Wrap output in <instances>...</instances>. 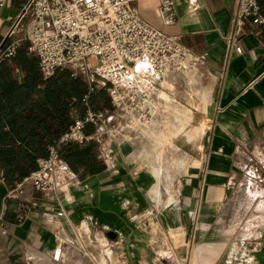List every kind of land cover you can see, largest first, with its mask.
<instances>
[{"label":"crops","instance_id":"obj_1","mask_svg":"<svg viewBox=\"0 0 264 264\" xmlns=\"http://www.w3.org/2000/svg\"><path fill=\"white\" fill-rule=\"evenodd\" d=\"M173 2L176 22L171 27L162 26L158 20L157 0H134L133 7L140 18L178 38L193 55H204L196 68L201 78L209 81L207 117L211 123L205 137L200 139L203 147L199 151L200 163L189 168L185 187L180 188V197L184 194L186 202L190 199L195 203L194 211L190 202L187 207L184 203L187 219L195 220L192 222L195 241L192 248L186 250V264H264V160L258 158L264 152V0H258L263 19L258 34L242 39L239 54L229 52L227 46L235 0ZM22 4V0H9L5 9L0 10V34L7 31L11 17ZM20 38L22 34L17 33L11 37ZM26 46L22 43L19 50ZM73 68L65 71L70 74L76 70L77 73L78 68ZM13 76L22 84L25 72L15 69ZM73 79L83 82V71L78 69L77 78ZM95 98L99 110H109L104 90L96 91ZM82 115L83 110L77 108L71 116L80 118ZM86 131L90 141L79 148L83 159L75 163L73 169L69 167L75 174L74 181L64 197L59 198L61 205L52 204L55 209L64 211L63 217L46 212L43 206L49 201L30 186L14 190V182L20 175L16 169L8 168V179L0 181V264H29L24 256L29 252L41 255L36 264L44 260L45 253L48 254L46 261L57 262L63 243L59 227L64 230L69 227L72 231L76 224H82L94 229L96 236L98 233L121 236L116 216L129 206L133 215L125 219L131 222L136 218H157L154 202L159 196L149 195L152 184L149 167L140 165L134 158L132 139L126 135L110 137L100 125L88 126ZM6 152L7 149L0 146V173ZM38 159L41 158L36 159L34 170ZM243 184L250 186L251 196L230 198L236 185ZM180 197L178 199H183ZM16 200L34 205L20 223L15 222L12 214ZM231 203L246 205L251 210L248 221L236 231L226 225V212ZM182 209L174 213L175 220L183 219L178 224L179 230L181 225L185 227ZM167 217L170 213L166 212ZM124 233L127 232L124 230ZM186 245L185 242L180 247ZM104 253L110 257L112 252L105 250Z\"/></svg>","mask_w":264,"mask_h":264},{"label":"built area","instance_id":"obj_2","mask_svg":"<svg viewBox=\"0 0 264 264\" xmlns=\"http://www.w3.org/2000/svg\"><path fill=\"white\" fill-rule=\"evenodd\" d=\"M7 1L0 0V10L5 9ZM22 1L7 31L0 34V64L14 57L20 45L26 43V53L35 58L43 79L72 67L84 74L82 117L72 118L47 147V156L37 160L36 169L14 182V190L30 186L49 201L43 206L46 212L63 217L64 211L52 204L61 205L59 198L64 197L75 174L63 160L62 148L85 146L90 141L88 126L100 125L113 137L149 125L161 110L160 81L186 64L196 67L204 55H193L178 38L140 18L133 7L134 0ZM155 12L162 26L175 24L173 0H157ZM262 23L258 0H235L227 35L228 51L239 54L242 39L258 34ZM16 33L22 38L11 39ZM89 59H95V67L89 65ZM70 76L77 78L76 71ZM99 89L109 99L107 111L96 110L91 104L92 95ZM0 181H4L2 172ZM32 207L16 200L12 210L15 222H22Z\"/></svg>","mask_w":264,"mask_h":264},{"label":"rangeland","instance_id":"obj_3","mask_svg":"<svg viewBox=\"0 0 264 264\" xmlns=\"http://www.w3.org/2000/svg\"><path fill=\"white\" fill-rule=\"evenodd\" d=\"M89 65L95 67V59H89ZM208 87L209 81L201 78L197 68L186 64L181 70L171 72L160 81L158 100L161 110L150 124L116 135L130 137L134 144V158L140 161V165L149 167L152 177L149 195L159 196L157 202L156 199L154 202L157 206V218H136L131 222L125 217L132 218V207H126L124 212L116 216L117 225L123 235L115 237L106 233H98L96 236L94 229L86 228L82 224H76L72 231L67 226L68 231L59 227L63 239L61 254L57 262L51 260V263L186 264V250L192 248L195 241L192 226L195 220L187 219L185 210L192 201L188 199L186 202L184 194L180 197V188L182 185L185 187L189 168L197 167L200 163L199 151L203 150L200 139L205 137L210 127L211 121L207 117ZM258 158L264 160V152L260 153ZM251 190L247 184L240 187L236 185L230 198H248L251 196ZM179 197L183 199H178ZM181 209L185 213V227L181 225L179 230L178 224L183 219L175 220L174 213L180 212ZM250 211L246 205L237 206L231 203L226 212V225L233 226L236 231L237 227L248 221ZM166 212L170 213L169 218H165ZM122 228L127 233H124ZM55 233L59 236L58 231ZM185 242L187 245L180 247ZM105 250L112 252L110 257L106 256ZM24 256L29 264H36L37 260L42 258L36 252H29ZM47 257L48 254L45 253L43 262L40 260L39 263L51 264L46 261Z\"/></svg>","mask_w":264,"mask_h":264},{"label":"trees","instance_id":"obj_4","mask_svg":"<svg viewBox=\"0 0 264 264\" xmlns=\"http://www.w3.org/2000/svg\"><path fill=\"white\" fill-rule=\"evenodd\" d=\"M26 49H18L14 57L0 64V146L7 149L4 180L8 179V168L18 171L16 181L29 175L36 159L47 156V145H52L71 122V112L81 108L84 113L80 99L86 92L85 84L65 70L43 79ZM15 69L25 72L22 84L13 76ZM97 103L94 94L91 104L96 110ZM73 148L76 151H70ZM82 152L68 145L62 148L61 155L73 169L75 163H81Z\"/></svg>","mask_w":264,"mask_h":264}]
</instances>
